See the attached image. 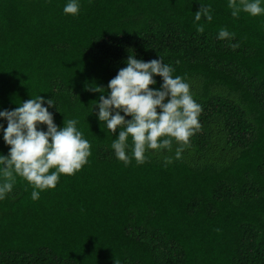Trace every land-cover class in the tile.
<instances>
[{
  "label": "trees",
  "instance_id": "trees-1",
  "mask_svg": "<svg viewBox=\"0 0 264 264\" xmlns=\"http://www.w3.org/2000/svg\"><path fill=\"white\" fill-rule=\"evenodd\" d=\"M65 2L0 0V108L51 97L54 122L76 117L90 142L81 168L37 199L15 177L0 199V264H264V13L232 16L228 0H79L71 14ZM200 4L211 19L194 18ZM221 26L234 36L217 39ZM128 52L160 55L201 105L180 158L173 140L125 164L110 147L118 129L90 112V86L106 88Z\"/></svg>",
  "mask_w": 264,
  "mask_h": 264
},
{
  "label": "clouds",
  "instance_id": "clouds-1",
  "mask_svg": "<svg viewBox=\"0 0 264 264\" xmlns=\"http://www.w3.org/2000/svg\"><path fill=\"white\" fill-rule=\"evenodd\" d=\"M228 6L232 16L241 11L253 16L264 13V0H228ZM209 7L200 4L194 18L199 20L203 14L211 19ZM78 10L79 0H66L62 7L64 13L76 14ZM196 28L203 30L202 25ZM216 36L230 38L234 33L221 26ZM227 42L236 46L231 40ZM128 53L124 66L107 81L106 88L90 86L100 93L94 99L97 108L92 105L90 112L95 110L97 119L103 122L101 129L111 133L118 129L110 147L125 164L130 158L142 163L148 150L167 149L173 140L180 142L173 153L180 158L190 135L199 128L201 105L193 98L188 81L180 74L173 75V65L165 63L160 55L145 60ZM154 74L161 78L159 87H149L157 83ZM16 104L11 109L0 108V117L6 121V126L0 121V132L9 145L7 154L0 152V199L11 191L17 175L28 181L30 196L37 199L39 190L56 185L60 173L72 174L81 168L90 154V142L77 127L76 117L63 116L61 126L54 122L48 110L55 104L51 97L37 93ZM41 122L45 128L38 126ZM171 159L166 157L169 162Z\"/></svg>",
  "mask_w": 264,
  "mask_h": 264
}]
</instances>
